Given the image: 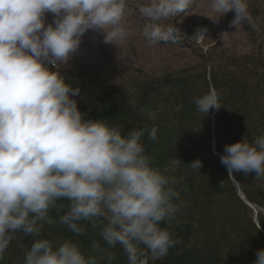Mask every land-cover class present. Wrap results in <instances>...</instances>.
Wrapping results in <instances>:
<instances>
[{"label":"clouds","instance_id":"1","mask_svg":"<svg viewBox=\"0 0 264 264\" xmlns=\"http://www.w3.org/2000/svg\"><path fill=\"white\" fill-rule=\"evenodd\" d=\"M193 0H151L139 9L151 23L142 35L149 46L181 36L176 26H159L189 10ZM126 0H0V259L13 235L39 237L41 227L55 221L83 236L90 225L109 248L121 247L128 264L163 259L176 241L161 227L179 211L178 181L151 167L141 138L145 130L122 135L120 126L87 120L74 97L79 88L65 82L58 68L77 54L88 32L116 45L128 36L121 26ZM215 19L234 13L229 27L257 25L246 0H211ZM54 20L45 26V14ZM212 19L211 17H207ZM213 19V20H215ZM208 29L198 27L190 39L201 44ZM205 116L219 110V94L210 89L193 100ZM157 141V129L148 132ZM220 162L233 173H255L264 179V136L250 144L226 145ZM200 169L199 160L190 165ZM224 187V182H221ZM62 201H66L62 203ZM96 252H103L98 242ZM255 264H264V250ZM109 262L114 259L108 254ZM25 264H97L78 245L66 240L57 248L35 239L25 251Z\"/></svg>","mask_w":264,"mask_h":264},{"label":"trees","instance_id":"2","mask_svg":"<svg viewBox=\"0 0 264 264\" xmlns=\"http://www.w3.org/2000/svg\"><path fill=\"white\" fill-rule=\"evenodd\" d=\"M246 2L257 30L238 25L236 37L220 38L208 48L196 45L185 25H171L176 16L168 26L179 25L182 35L154 45L169 53L147 55L142 64L128 63L124 72L109 63L104 70L45 65L80 89L74 99L85 119L120 126L124 136L145 130L140 142L151 167L178 181L179 199L173 203L179 211L170 224L161 225L168 227L176 244L161 260L145 257L147 264H255L257 252L264 250V179L240 172L229 179L220 162L226 145L242 140L252 144L264 136V0ZM234 15L223 16L222 30L235 28L229 27ZM210 89L217 91L222 107L205 116L193 100ZM152 128L158 142L148 138ZM196 160L202 163L199 170L188 166ZM49 215L55 223L38 225L39 237L12 234L0 264H25V251L35 239H47L54 249L71 240L97 264H128L121 247L109 248L90 225L78 236L59 224L55 211ZM94 241L102 253L93 250ZM108 254L114 256L110 262Z\"/></svg>","mask_w":264,"mask_h":264},{"label":"rangeland","instance_id":"3","mask_svg":"<svg viewBox=\"0 0 264 264\" xmlns=\"http://www.w3.org/2000/svg\"><path fill=\"white\" fill-rule=\"evenodd\" d=\"M149 3H151V0H126L125 14L121 21V26L128 32L126 39L119 41L116 45L104 44L102 35L90 31L82 37L83 42L77 54L71 58L67 65L62 66V69L85 70L86 68L102 67L104 70L107 63H109L115 65L120 72H124L127 70L125 66H128V63L132 65L142 64L143 61L148 60L146 59L147 55L149 57L152 55L163 57L166 53H169L155 46H149L141 35V26H144L145 23H151V21L142 17L139 9ZM210 3L211 0H193L189 10L178 15L171 24L180 23L185 25L186 29H190L189 32L192 36L198 27L207 28V39L199 44L201 48L214 46L220 38L224 40L228 35L236 37L238 34V28H233L230 32L222 30L220 27L222 24L219 21L222 20L223 16L215 19V14L210 11ZM226 18H229V16H225L224 20H227ZM44 19L45 26H47L53 22L54 16L51 13H46ZM170 19L171 17L167 21L159 22V26L162 28L167 27L170 24ZM177 26L179 27V25Z\"/></svg>","mask_w":264,"mask_h":264}]
</instances>
